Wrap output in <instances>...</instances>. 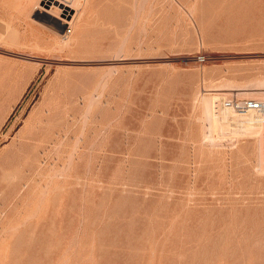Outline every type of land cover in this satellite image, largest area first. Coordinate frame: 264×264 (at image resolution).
Masks as SVG:
<instances>
[{"label": "rangeland", "instance_id": "rangeland-1", "mask_svg": "<svg viewBox=\"0 0 264 264\" xmlns=\"http://www.w3.org/2000/svg\"><path fill=\"white\" fill-rule=\"evenodd\" d=\"M90 1L0 0V264H264V0Z\"/></svg>", "mask_w": 264, "mask_h": 264}, {"label": "bare ground", "instance_id": "bare-ground-1", "mask_svg": "<svg viewBox=\"0 0 264 264\" xmlns=\"http://www.w3.org/2000/svg\"><path fill=\"white\" fill-rule=\"evenodd\" d=\"M47 5L42 7L49 13H62L71 11V19L62 17L63 20L70 23L75 21V16L78 9L82 5V0H42ZM38 4V3H37ZM74 11V12H73ZM67 34V32H66ZM72 38H70L71 40ZM66 44L69 40L65 41ZM224 93H204L202 96L203 111L206 114L207 121L209 122V137H214V132L218 131L222 122L238 124L245 132L259 133V136L264 137V117L263 113L252 110L248 113H238L223 104ZM225 127V126H224ZM236 130V128H234ZM242 129V130H243ZM239 130V129H238ZM237 131V130H236ZM207 135V134H206ZM208 138V137H207ZM260 139V138H259ZM262 141V140H261Z\"/></svg>", "mask_w": 264, "mask_h": 264}, {"label": "built area", "instance_id": "built-area-1", "mask_svg": "<svg viewBox=\"0 0 264 264\" xmlns=\"http://www.w3.org/2000/svg\"><path fill=\"white\" fill-rule=\"evenodd\" d=\"M67 30L71 31L70 26ZM199 60L203 61L204 56H199ZM223 104L225 107L230 108L238 113H248L252 110H255L264 114V98H241L232 95L224 97ZM262 119H264V117Z\"/></svg>", "mask_w": 264, "mask_h": 264}, {"label": "crops", "instance_id": "crops-1", "mask_svg": "<svg viewBox=\"0 0 264 264\" xmlns=\"http://www.w3.org/2000/svg\"><path fill=\"white\" fill-rule=\"evenodd\" d=\"M33 2V4L37 1V0H31ZM118 1H123V0H118ZM127 1V0H124ZM135 1V0H134ZM91 1L90 0H84L83 2V8H82V12L77 20V27L80 25V23L82 22V20L85 17V13L87 12L88 6L90 5Z\"/></svg>", "mask_w": 264, "mask_h": 264}]
</instances>
